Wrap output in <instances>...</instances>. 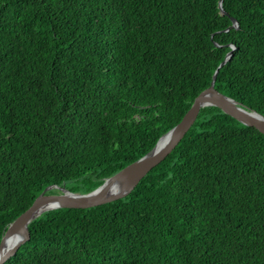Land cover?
Here are the masks:
<instances>
[{
  "label": "trees",
  "instance_id": "16d2710c",
  "mask_svg": "<svg viewBox=\"0 0 264 264\" xmlns=\"http://www.w3.org/2000/svg\"><path fill=\"white\" fill-rule=\"evenodd\" d=\"M221 8L0 0V239L46 187L86 194L147 154L229 52L214 89L264 118V0ZM27 229L4 264H264V135L201 108L126 197Z\"/></svg>",
  "mask_w": 264,
  "mask_h": 264
},
{
  "label": "water",
  "instance_id": "95a60500",
  "mask_svg": "<svg viewBox=\"0 0 264 264\" xmlns=\"http://www.w3.org/2000/svg\"><path fill=\"white\" fill-rule=\"evenodd\" d=\"M222 0H219V9ZM232 28L238 25L231 19ZM229 52L224 61L216 69L210 86L201 92L192 102L190 108L185 113L181 121L168 132L159 137L154 147L143 157L127 165L118 173L105 179L101 185L86 194H74L64 188L48 186L38 195L33 203L21 215H19L7 228L0 239V264H4L12 257L18 248L29 239L27 226L41 213L56 210L70 209L83 210L95 208L101 205L112 203L126 197L141 179L151 174L162 162L170 155L175 147L180 143L192 123L194 122L199 110L204 107H216L224 114L230 116L243 125L253 127L264 135V118L255 111H248L240 107L234 100L221 95L214 89L215 77L218 69L222 67L230 58ZM51 189L60 190V194H47ZM21 233L20 237L7 249H3L5 237L9 233Z\"/></svg>",
  "mask_w": 264,
  "mask_h": 264
},
{
  "label": "bare ground",
  "instance_id": "6f19581e",
  "mask_svg": "<svg viewBox=\"0 0 264 264\" xmlns=\"http://www.w3.org/2000/svg\"><path fill=\"white\" fill-rule=\"evenodd\" d=\"M20 235L21 233L19 232L7 234V237L5 238L3 244V249H7L8 247H10L14 243V241L20 237Z\"/></svg>",
  "mask_w": 264,
  "mask_h": 264
}]
</instances>
